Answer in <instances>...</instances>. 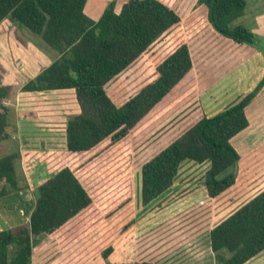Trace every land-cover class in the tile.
I'll return each mask as SVG.
<instances>
[{"label":"trees","instance_id":"trees-1","mask_svg":"<svg viewBox=\"0 0 264 264\" xmlns=\"http://www.w3.org/2000/svg\"><path fill=\"white\" fill-rule=\"evenodd\" d=\"M85 2L0 0V23L9 19L19 28L38 35L39 47L52 50L56 55L20 90L73 88L80 110L67 119L64 151L36 153L31 158L45 166L48 176L31 189L34 206L28 221L0 230V264H32V253L38 251L42 236L60 239L63 244L65 231L86 220L97 197L74 170L75 158L81 159L107 138L111 143L129 138L182 81L188 79L192 84V92L186 86L183 93H192V96L194 93L192 57L187 42L183 41L156 65L154 79L121 104H116L106 87L158 37L181 26L178 5L170 0H127L116 12L115 1L111 0L101 16L93 20L84 13ZM200 4L207 8L205 16L197 7ZM245 5L246 0H197L196 7L184 21V33L193 36L207 22L234 42L254 44V34L247 27L231 24L243 14ZM263 84L264 79L213 116H201L141 165L142 206H148L172 187L180 165L186 160L208 162L204 185L209 197L219 195L234 183L233 173L219 175L239 159L230 139L248 126L245 107ZM11 89L10 85H0V141L11 134L7 129L8 108L4 103ZM173 110L155 127L171 117L179 118L180 113ZM255 155L252 156L255 164L259 160L264 163V150ZM21 156L20 152L0 156V197L29 188L26 182L20 184L15 173V160ZM22 157L27 170L30 159ZM209 243L216 264H244L260 253L264 249V189L213 226L209 231ZM112 252L113 247L109 245L100 256L108 260Z\"/></svg>","mask_w":264,"mask_h":264},{"label":"crops","instance_id":"crops-1","mask_svg":"<svg viewBox=\"0 0 264 264\" xmlns=\"http://www.w3.org/2000/svg\"><path fill=\"white\" fill-rule=\"evenodd\" d=\"M109 1L111 0H86L84 13L97 20ZM114 1V10L119 12L127 0ZM196 4L197 0H182L181 9L177 8L181 24ZM197 7L200 14L205 16L206 6L200 4ZM6 22L12 26L11 31ZM231 24L247 27L254 34V44L234 42L207 22L195 34L192 44L186 41L192 57L195 79L192 106L194 112L198 111V117L194 122L201 116H213L234 104L264 79V0H246L243 14ZM17 31H20L19 27L9 19L0 23V85L19 86L17 91L11 89L9 97L4 99L8 108L7 129L11 134L0 143L7 147L2 155L20 152L22 156L30 159L26 170L23 157L16 158L20 162L21 177L25 178L29 188L0 197V230L28 221L34 206L31 189L48 176L45 166L31 158L36 153L64 151L67 119L80 111L73 88L20 90L23 84L48 66L56 55L52 50L40 48L39 42L31 35L19 38ZM72 98L75 99V109ZM245 113L248 126L230 139L239 159L224 171L234 174V183L215 197H209L206 189L205 199L194 193V198H202L203 203L208 201L207 204L211 205L208 208L207 204H199L200 219L203 220L208 212L212 221L206 232L196 230L198 235L206 233V240L195 239L198 243L193 260L181 264H215L209 243L210 229L264 189L263 163L259 160L255 164L256 161L250 162L248 157L256 156L257 148L264 143V84L245 107ZM249 163L255 164L253 172L250 171ZM195 222L196 219L193 223L197 228ZM36 258L39 259L38 256ZM244 264H264V249Z\"/></svg>","mask_w":264,"mask_h":264},{"label":"rangeland","instance_id":"rangeland-1","mask_svg":"<svg viewBox=\"0 0 264 264\" xmlns=\"http://www.w3.org/2000/svg\"><path fill=\"white\" fill-rule=\"evenodd\" d=\"M170 1L181 9L182 0ZM194 7L189 11L190 14ZM6 23L11 31L12 26ZM184 23L182 20L180 28L173 27L158 37L127 70L106 87L116 104H121L141 86L154 79L156 65L178 44L183 41L192 44L195 35L184 33ZM19 29L16 32L19 38L31 35L41 42L38 35L25 28ZM186 86L192 92L191 82L188 79L182 81L155 108L151 116L131 132L129 138L115 143L107 138L97 148L82 155L81 159H74V170L97 197L95 207L89 210L86 220L65 231L67 233L62 236L65 243L61 244L60 239L54 237L42 236L38 243L39 249L34 252L33 264H181L193 260L198 243L195 239L204 241L207 235L201 233L199 236L196 230L206 232L212 221L208 212L203 220L199 213V204L206 205L208 202L202 201V198L205 199L204 172L208 162L184 161L173 186L146 207L142 206L139 194L141 165L198 117V111L194 112L192 106V93H183ZM18 89L19 86H12V90ZM72 104L74 107V98ZM173 109L180 113L179 118L171 117L155 127ZM182 123L186 124L183 126ZM6 150L7 147L0 143L1 156ZM259 150H264V143L257 148ZM248 157L250 162L256 160H252V155ZM249 164L251 167L252 163ZM19 166L20 162L16 159L15 173L20 184H24L26 180L21 177ZM252 167L255 168V165ZM226 174L223 172L219 177ZM194 193L202 195V198L197 200ZM31 196L34 198L32 192ZM207 206L209 208L211 205ZM195 219L198 229L194 227ZM109 245L113 247V252L108 260H104L100 252Z\"/></svg>","mask_w":264,"mask_h":264},{"label":"built area","instance_id":"built-area-1","mask_svg":"<svg viewBox=\"0 0 264 264\" xmlns=\"http://www.w3.org/2000/svg\"><path fill=\"white\" fill-rule=\"evenodd\" d=\"M5 103V102H4Z\"/></svg>","mask_w":264,"mask_h":264}]
</instances>
